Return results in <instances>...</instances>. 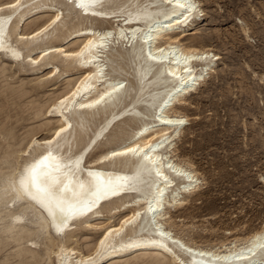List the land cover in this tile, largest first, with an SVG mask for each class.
Returning <instances> with one entry per match:
<instances>
[{
	"label": "bare ground",
	"instance_id": "obj_1",
	"mask_svg": "<svg viewBox=\"0 0 264 264\" xmlns=\"http://www.w3.org/2000/svg\"><path fill=\"white\" fill-rule=\"evenodd\" d=\"M110 1L84 0L83 10L94 17H83L112 26L102 29L97 24L73 26V31L66 36L53 39V42L66 40V44L41 50L37 44L52 36L64 20L58 4L64 2L76 10L77 0L0 2V55L6 62H28L44 71L49 69L43 80L59 75L60 64L65 65L64 72L70 68L79 72L75 79L66 80L65 90L51 98L43 112L48 120L43 127H50V135H33L19 157H29L30 149L35 146L42 151L29 157L15 174L13 171L7 174L0 188V202L8 203L9 222L5 232L16 243L25 240L29 244L17 249V256L24 254L34 259L37 255L32 250L37 244L34 239L45 235L50 244L46 248L47 259L53 260V264H113L116 261L118 264H264V229L253 232L240 245L203 248L184 242L165 226L171 219L170 213L182 209L186 198L200 185L195 172L173 157L176 142L188 124L187 117L173 111L196 93L206 77L214 73L215 62L221 59L211 49L189 47L183 41L186 36L197 34L199 16L203 15L198 2L126 0V8L121 11L105 9ZM181 3H193L196 7L189 11L179 7ZM39 15L42 16L39 26L32 31L23 30L12 40L11 33L17 23L34 22ZM20 46L30 47L29 54L25 56ZM123 47L132 65L130 89H126L123 80L109 77L106 67L112 51ZM93 120H103V124L87 137L88 123ZM128 120L139 125L129 134L118 137L115 128ZM181 120L183 123H178ZM61 128L64 131L57 136ZM112 136L118 138L119 144L94 156L101 141ZM78 145L80 148L76 150ZM126 148L137 151L124 154ZM49 152L52 158L45 163L52 167L42 165L38 172H52L65 183L70 180L72 191L65 195L80 209L72 216L57 211L54 221L21 187L26 170ZM112 152L121 154L113 157ZM70 157L82 160L79 169L71 174L65 167ZM56 164L60 165L58 171H54ZM96 176L110 180L116 194L109 191L99 199L93 196L89 188L94 186ZM41 179L45 177L41 175ZM81 183L85 185L83 191L79 187ZM125 190L130 194H121ZM105 199L109 200L102 202ZM117 201H120L118 205L105 209ZM86 204L91 205L90 211L86 210ZM71 218L82 219L68 225ZM65 220L67 227H64ZM55 225L63 230L57 231ZM81 228L100 232L92 245L85 246L86 252L67 244L71 233Z\"/></svg>",
	"mask_w": 264,
	"mask_h": 264
},
{
	"label": "rangeland",
	"instance_id": "obj_2",
	"mask_svg": "<svg viewBox=\"0 0 264 264\" xmlns=\"http://www.w3.org/2000/svg\"><path fill=\"white\" fill-rule=\"evenodd\" d=\"M7 1L0 0L1 3ZM195 1L201 8L202 21H198L197 34L186 36L183 41L188 42L189 47L211 49V53L221 59L215 62L214 73L206 77L196 93L173 111L188 119L173 157L195 172L200 185L186 198L182 209L170 213L171 219L165 226L190 245L219 248L243 244L253 232L264 229V0ZM58 7L64 20L52 36L37 44L39 50L66 44V40L53 42V39L66 36L79 24H97L101 29L112 26L83 17L64 2ZM117 8L124 10L126 0H111L105 5V9ZM41 17L37 16L34 21L37 23H17L11 33L12 40L25 29L34 30ZM20 47L25 56L29 54L30 47ZM128 57L123 47L112 51L106 60L109 77L123 80L126 89L132 87V65ZM5 59L1 54L0 188L10 172L15 174L29 157L42 151L35 146L30 149L29 157H19L33 135H50V127H43L48 121L43 112L51 98L65 90L66 80L75 79L79 73L72 68L64 72L65 65L60 64L59 75L43 80L49 69L44 71L28 62L12 64ZM102 124L103 120L90 121L87 137ZM138 125L132 120L119 123L115 134L124 136ZM80 140L83 137L78 138V142ZM118 144L117 137H107L98 145L94 156ZM79 148L78 145L76 150ZM7 206L5 201L0 202V264H53L52 259H47L46 248L50 244L45 235L34 239L37 242L32 246L37 254L34 259L24 254L17 256V249L29 244L25 240L16 243L5 232L9 222ZM14 209L17 211V206ZM99 235L100 232L81 228L71 233L67 244L86 252L85 246L92 245ZM116 262L112 263L118 264Z\"/></svg>",
	"mask_w": 264,
	"mask_h": 264
},
{
	"label": "snow or ice",
	"instance_id": "obj_3",
	"mask_svg": "<svg viewBox=\"0 0 264 264\" xmlns=\"http://www.w3.org/2000/svg\"><path fill=\"white\" fill-rule=\"evenodd\" d=\"M9 7H14V5H8ZM78 7H84V0H77ZM181 8H187L189 11L195 9L196 5L193 3H181L179 4ZM168 123H171L169 121ZM178 123H183V121H178ZM64 129L61 128L59 132H57V136L60 135V132H63ZM137 151L136 148H126L124 150V154L128 152L135 153ZM121 153L112 152L111 156H117ZM52 158V153L49 152L47 155H44L36 164H33L30 169L26 170L25 176L21 179V187L23 192L30 196L33 200H36L39 207L42 210L48 212V214L55 220V216L57 211L65 216L75 215L77 211H80L76 207L74 203L65 195L66 193L72 191L70 185L71 181L65 183L61 180L59 175H53L52 172L49 171H39L43 165L44 167H52L51 165H47L45 162L49 161ZM105 159H109V156H105ZM82 160L80 157L69 158V162L65 165V167L69 170V174H71L74 170H78ZM60 169V165L56 164L54 167V171H58ZM41 175L45 177V179H41ZM91 176L92 173L90 172ZM80 189L83 191L85 189V185L81 183L79 185ZM33 189L35 191H33ZM92 195L97 199L101 198L103 194L111 191L112 194H116V187L112 184V182L105 181L101 177H95V184L93 187L89 188ZM72 195L75 196L76 193L72 192ZM91 204H95V201H92ZM86 210H91V205H85ZM57 231H62L58 225ZM64 227H67V221L64 222Z\"/></svg>",
	"mask_w": 264,
	"mask_h": 264
},
{
	"label": "built area",
	"instance_id": "obj_4",
	"mask_svg": "<svg viewBox=\"0 0 264 264\" xmlns=\"http://www.w3.org/2000/svg\"><path fill=\"white\" fill-rule=\"evenodd\" d=\"M260 84H262L261 82H260ZM264 117V116H263Z\"/></svg>",
	"mask_w": 264,
	"mask_h": 264
}]
</instances>
